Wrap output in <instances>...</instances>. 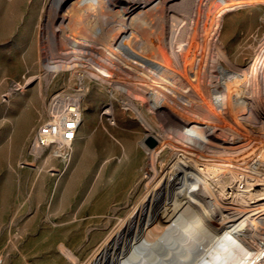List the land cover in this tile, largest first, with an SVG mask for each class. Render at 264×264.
Returning <instances> with one entry per match:
<instances>
[{
    "label": "rangeland",
    "instance_id": "obj_1",
    "mask_svg": "<svg viewBox=\"0 0 264 264\" xmlns=\"http://www.w3.org/2000/svg\"><path fill=\"white\" fill-rule=\"evenodd\" d=\"M95 1L98 7L90 8L81 0L59 6L53 0H0V264H84L153 174L146 137L176 138L175 118L150 108L149 92L127 87V79L143 80V65L134 68L135 59L119 45L137 37L144 46L148 31L174 24L202 29L212 0ZM215 30L218 49L249 65L264 38V2L227 9ZM47 62L64 66L46 69ZM102 62H119L140 75L121 77L124 86L116 89L94 77ZM53 95L76 99L81 117L69 151L60 156L54 146H34ZM169 95L183 116L191 109L208 116L193 101ZM257 123L253 130L263 132ZM214 136L230 138L221 130ZM164 148L156 156L158 173L176 156L172 145ZM221 185L232 189V201H243L244 181L226 178Z\"/></svg>",
    "mask_w": 264,
    "mask_h": 264
},
{
    "label": "bare ground",
    "instance_id": "obj_2",
    "mask_svg": "<svg viewBox=\"0 0 264 264\" xmlns=\"http://www.w3.org/2000/svg\"><path fill=\"white\" fill-rule=\"evenodd\" d=\"M53 1L59 6L65 0ZM254 2L264 0H212L202 29L174 24L148 31L144 46L137 37L119 42L126 56L135 59L131 66L143 65V80L127 79V87L149 92L150 108L166 110L178 128L174 141L156 138L157 144L146 149L153 174L145 179L144 191L84 264H264V131L253 130L257 122L264 125V38L247 66L232 61L215 41L218 18L229 8ZM82 3L97 5L95 0ZM61 66L44 63L46 69ZM93 75L122 90L121 77L140 74L119 62L112 67L102 62ZM169 93L193 101L208 116L199 117L200 111L192 109L183 116ZM216 130L230 138L216 139ZM188 140L192 144L184 142ZM167 143L176 156L158 173L156 156ZM65 148L55 151L67 153L70 146ZM226 178L246 183L243 201L231 200L232 189L223 191ZM216 184L221 188L216 190Z\"/></svg>",
    "mask_w": 264,
    "mask_h": 264
},
{
    "label": "built area",
    "instance_id": "obj_3",
    "mask_svg": "<svg viewBox=\"0 0 264 264\" xmlns=\"http://www.w3.org/2000/svg\"><path fill=\"white\" fill-rule=\"evenodd\" d=\"M45 113L44 120L36 130L34 143L38 147L67 148L75 138L81 119L78 101L71 97L64 98L63 95H53L46 104ZM61 154L58 153L59 156Z\"/></svg>",
    "mask_w": 264,
    "mask_h": 264
},
{
    "label": "water",
    "instance_id": "obj_4",
    "mask_svg": "<svg viewBox=\"0 0 264 264\" xmlns=\"http://www.w3.org/2000/svg\"><path fill=\"white\" fill-rule=\"evenodd\" d=\"M145 144L149 147L152 148L156 145V140L153 136H147L145 139Z\"/></svg>",
    "mask_w": 264,
    "mask_h": 264
}]
</instances>
